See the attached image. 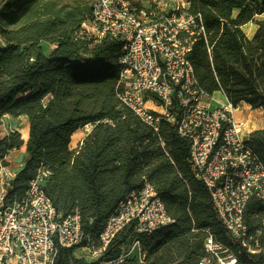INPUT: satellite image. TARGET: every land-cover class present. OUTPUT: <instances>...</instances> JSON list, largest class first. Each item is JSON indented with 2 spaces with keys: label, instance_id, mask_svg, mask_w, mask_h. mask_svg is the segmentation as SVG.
<instances>
[{
  "label": "trees",
  "instance_id": "obj_1",
  "mask_svg": "<svg viewBox=\"0 0 264 264\" xmlns=\"http://www.w3.org/2000/svg\"><path fill=\"white\" fill-rule=\"evenodd\" d=\"M78 0H0V120L28 121L23 166L10 181L6 201L21 197L40 168L51 171L42 188L63 216L77 209L82 227L97 245L106 219L131 191L149 181L174 222L138 236L144 261L122 264H196L205 231L230 249L237 264H264V254L246 252L232 241L212 206L209 191L195 178L189 144L176 128L161 123L159 137L116 98L120 44L105 39L92 47L74 40L91 13ZM93 4V3H92ZM135 4H139L138 1ZM200 14L206 42L198 40L189 60L200 86L220 92L236 108L243 103L264 117V19L251 38L243 27L264 15V0H190ZM54 46L49 49V46ZM210 48L208 53L207 49ZM91 124L78 149L72 135ZM160 141L164 146H161ZM264 163V129L248 135ZM23 141L18 132L0 138V165ZM261 206L251 200L245 220ZM136 234H118L104 254L113 259ZM60 248L55 264H87Z\"/></svg>",
  "mask_w": 264,
  "mask_h": 264
},
{
  "label": "built area",
  "instance_id": "obj_2",
  "mask_svg": "<svg viewBox=\"0 0 264 264\" xmlns=\"http://www.w3.org/2000/svg\"><path fill=\"white\" fill-rule=\"evenodd\" d=\"M135 2L94 0L74 40L90 47L105 39L119 42L118 102L157 137L163 121L175 126L189 144L195 178L209 191L232 241L248 253L264 254V163L243 136L245 121L235 118L237 108L225 97L224 102H206L212 95L200 86L189 60L193 45L200 39L206 42L201 15L190 12V0ZM0 46H5L1 39ZM49 175V169L40 168L25 193L7 202L15 174L0 165V264H55L60 248L83 249L90 257L87 264H122L134 250L142 262L138 236L174 222L154 186L144 179L108 216L95 245L83 230L79 211L63 216L45 195L42 184ZM251 200L262 213L248 223L245 211ZM128 228L136 234L130 248L122 246L118 257L103 258L113 239ZM204 234L196 264H237L229 248L209 231Z\"/></svg>",
  "mask_w": 264,
  "mask_h": 264
},
{
  "label": "crops",
  "instance_id": "obj_3",
  "mask_svg": "<svg viewBox=\"0 0 264 264\" xmlns=\"http://www.w3.org/2000/svg\"><path fill=\"white\" fill-rule=\"evenodd\" d=\"M251 24V23H250ZM248 24V26L250 25ZM247 26V25H246ZM247 26V27H248ZM245 27V26H244ZM244 27L243 32H244ZM256 29V27H255ZM255 29L250 32L248 38H251L252 35L254 34ZM54 46H49V49L53 48ZM225 99V98H224ZM248 110H249V106L246 104H243ZM251 110V109H250ZM253 111H257L258 113L262 114V111L260 110H253ZM253 115V112H251ZM243 119V118H242ZM257 125L258 128L257 129H250L249 133H251L254 130H258V129H264V121L262 119H259V117L257 118ZM90 130L89 127H87V129L85 127H81L79 128L71 137V144L73 141H77L79 143H82L83 138L91 131L92 129V125ZM80 130H83L84 133H81ZM0 131H4V133L2 135L6 136L9 132H21V138L23 141V145L21 146V148L19 149H14L9 151V153L6 155L5 157V161L8 163L6 167V169L8 171H10L11 173L15 174L16 172H19L23 166V160L25 157V145L27 142V138H28V121L27 118L25 116H20L18 118H11L9 116H3L2 119L0 120ZM23 133V134H22ZM3 136V137H4ZM19 158V160H17ZM0 181H2V179H0ZM2 185V183H0V186Z\"/></svg>",
  "mask_w": 264,
  "mask_h": 264
},
{
  "label": "rangeland",
  "instance_id": "obj_4",
  "mask_svg": "<svg viewBox=\"0 0 264 264\" xmlns=\"http://www.w3.org/2000/svg\"><path fill=\"white\" fill-rule=\"evenodd\" d=\"M78 1H82V3L86 4L88 7H90L92 5V3L94 2V0H78ZM133 1H138L141 4L142 3L144 4L147 0H133ZM262 19H264V15L256 16L254 18L253 23H251L249 26L247 25L248 27L247 26L244 27V34L246 37H248L250 35L249 33L255 29L256 25H254V24H256L258 21H261ZM252 25L254 26L253 28L250 27ZM213 101L224 102V96L220 92L213 93V95L211 97H209L206 102L212 103ZM236 108H237V110H236L234 116L236 119H242L243 118V120L245 121V126L243 129V136L246 138V137H248L249 130L252 127H253L252 129L258 128L257 118L259 117V119H262L264 121V117H263V114H260L257 111L255 112L251 108H249V110H248L243 105V103L239 104L238 107H236ZM256 110L262 111L261 109H256ZM251 112H253V115ZM88 127H89L88 130H90L91 126H88ZM80 131H81V133H84L83 130H80ZM3 133H4V131H2V132L0 131V138H2L4 136V135H2ZM8 133H10V132L8 131ZM19 133H21V132H19ZM20 137H21V134H20ZM80 145H81V143L78 142V144H77V141H73L72 144L70 143V148L73 150H76L79 148ZM17 160H19V158ZM5 163L8 165V163L6 161H5ZM0 183H2V181H0ZM131 242H132V240L130 242H128L127 245H125L126 249H128V247L130 248ZM122 252L126 253V251H122ZM141 253H143V252L141 251ZM72 255L74 258L84 260L85 262H87L90 259L89 254L86 251H84L83 249H75L73 251ZM143 255H144V253H143ZM128 260L134 261L137 263H141L138 259V252L136 250L133 251V253L129 256ZM143 261H144V257L142 259V262Z\"/></svg>",
  "mask_w": 264,
  "mask_h": 264
},
{
  "label": "bare ground",
  "instance_id": "obj_5",
  "mask_svg": "<svg viewBox=\"0 0 264 264\" xmlns=\"http://www.w3.org/2000/svg\"><path fill=\"white\" fill-rule=\"evenodd\" d=\"M250 27H252V28H253L254 26L252 25V26H250Z\"/></svg>",
  "mask_w": 264,
  "mask_h": 264
}]
</instances>
